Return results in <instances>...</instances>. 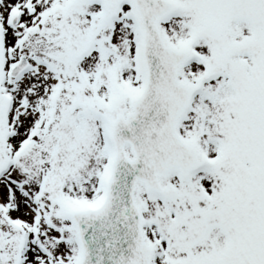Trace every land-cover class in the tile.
Returning <instances> with one entry per match:
<instances>
[{
    "label": "snow or ice",
    "instance_id": "obj_1",
    "mask_svg": "<svg viewBox=\"0 0 264 264\" xmlns=\"http://www.w3.org/2000/svg\"><path fill=\"white\" fill-rule=\"evenodd\" d=\"M0 264H264V0H0Z\"/></svg>",
    "mask_w": 264,
    "mask_h": 264
}]
</instances>
